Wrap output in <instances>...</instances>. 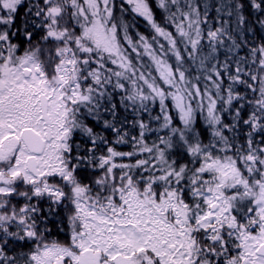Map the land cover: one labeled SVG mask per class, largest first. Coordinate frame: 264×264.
Instances as JSON below:
<instances>
[{
	"label": "snow or ice",
	"instance_id": "1",
	"mask_svg": "<svg viewBox=\"0 0 264 264\" xmlns=\"http://www.w3.org/2000/svg\"><path fill=\"white\" fill-rule=\"evenodd\" d=\"M0 264H264V0H0Z\"/></svg>",
	"mask_w": 264,
	"mask_h": 264
}]
</instances>
